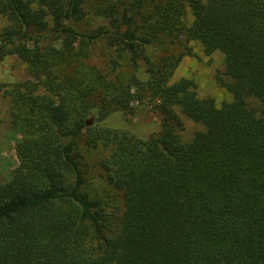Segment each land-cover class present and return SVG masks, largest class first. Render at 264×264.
Masks as SVG:
<instances>
[{
    "label": "trees",
    "instance_id": "1",
    "mask_svg": "<svg viewBox=\"0 0 264 264\" xmlns=\"http://www.w3.org/2000/svg\"><path fill=\"white\" fill-rule=\"evenodd\" d=\"M89 7L104 23L82 30ZM0 16V61L28 74L5 90L19 138L0 182V264H264V0H0ZM182 36L223 55L230 99L171 82L183 52L149 53ZM133 102L162 115L159 130L85 123ZM176 108L201 126L187 140ZM98 142L120 210L86 181L81 144Z\"/></svg>",
    "mask_w": 264,
    "mask_h": 264
},
{
    "label": "rangeland",
    "instance_id": "2",
    "mask_svg": "<svg viewBox=\"0 0 264 264\" xmlns=\"http://www.w3.org/2000/svg\"><path fill=\"white\" fill-rule=\"evenodd\" d=\"M103 23L102 19L93 17L89 7V13L77 26L82 30H91ZM4 24L5 19L0 16V30ZM103 45L99 43L92 51L91 62L100 68H104L109 56ZM182 52L184 54L170 78L171 82L182 77L189 78L195 83V90L199 96H211L217 103L230 99L228 91L218 82V77H224L223 55L220 52L215 51L207 55L198 42L186 41L184 36L172 43L167 41L166 44L154 45L149 49V53L154 57ZM141 67L144 69L145 65L142 63ZM27 77L26 67L17 57L10 55L0 61V182L6 181L17 165L14 145L19 138L10 127L9 100L5 90L14 82L22 81ZM246 100L249 106L261 112L262 105L259 100L254 97H247ZM175 111L183 121L182 128L179 130L180 136L187 140L201 126L182 115L177 108ZM86 119H90L89 125L101 124L111 128L127 129L139 137H146L160 129L162 115L152 105L145 102H133L125 112L114 111L100 121L91 114L87 115ZM81 147L84 150L81 163L92 195L120 210L122 208L121 192L108 183L107 172L100 166L101 160L108 151L104 149L102 142H98L95 148L87 149L85 144H81Z\"/></svg>",
    "mask_w": 264,
    "mask_h": 264
},
{
    "label": "water",
    "instance_id": "3",
    "mask_svg": "<svg viewBox=\"0 0 264 264\" xmlns=\"http://www.w3.org/2000/svg\"><path fill=\"white\" fill-rule=\"evenodd\" d=\"M85 123H86V125H89L90 124V119H86Z\"/></svg>",
    "mask_w": 264,
    "mask_h": 264
}]
</instances>
